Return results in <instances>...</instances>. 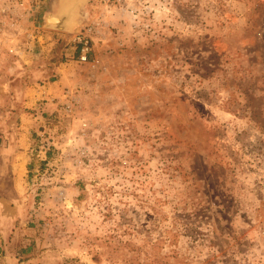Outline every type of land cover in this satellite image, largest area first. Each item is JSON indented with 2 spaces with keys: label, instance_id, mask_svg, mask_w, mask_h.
<instances>
[{
  "label": "rangeland",
  "instance_id": "rangeland-1",
  "mask_svg": "<svg viewBox=\"0 0 264 264\" xmlns=\"http://www.w3.org/2000/svg\"><path fill=\"white\" fill-rule=\"evenodd\" d=\"M57 5L0 0V264H264V0Z\"/></svg>",
  "mask_w": 264,
  "mask_h": 264
},
{
  "label": "water",
  "instance_id": "water-1",
  "mask_svg": "<svg viewBox=\"0 0 264 264\" xmlns=\"http://www.w3.org/2000/svg\"><path fill=\"white\" fill-rule=\"evenodd\" d=\"M86 0H58L57 9L45 17L44 28L49 31L67 33L80 16V8Z\"/></svg>",
  "mask_w": 264,
  "mask_h": 264
},
{
  "label": "built area",
  "instance_id": "built-area-1",
  "mask_svg": "<svg viewBox=\"0 0 264 264\" xmlns=\"http://www.w3.org/2000/svg\"><path fill=\"white\" fill-rule=\"evenodd\" d=\"M47 0H5L6 6L9 10L13 9L15 12L30 13L34 10H39L45 5ZM91 29H83L79 31L73 39V42L78 48V61L86 62L87 56L90 52V37Z\"/></svg>",
  "mask_w": 264,
  "mask_h": 264
},
{
  "label": "bare ground",
  "instance_id": "bare-ground-1",
  "mask_svg": "<svg viewBox=\"0 0 264 264\" xmlns=\"http://www.w3.org/2000/svg\"><path fill=\"white\" fill-rule=\"evenodd\" d=\"M57 6H58V5H57ZM56 9H57V8H56ZM49 14H50V13H49ZM49 14H48V15H49ZM70 31H71V29L69 30V32H70Z\"/></svg>",
  "mask_w": 264,
  "mask_h": 264
}]
</instances>
